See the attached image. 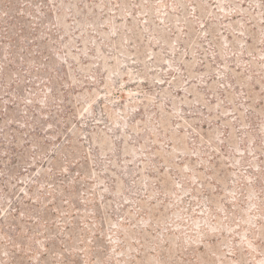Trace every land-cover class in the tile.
I'll use <instances>...</instances> for the list:
<instances>
[{
  "label": "rangeland",
  "instance_id": "1",
  "mask_svg": "<svg viewBox=\"0 0 264 264\" xmlns=\"http://www.w3.org/2000/svg\"><path fill=\"white\" fill-rule=\"evenodd\" d=\"M0 219V264H264V0H0Z\"/></svg>",
  "mask_w": 264,
  "mask_h": 264
},
{
  "label": "trees",
  "instance_id": "2",
  "mask_svg": "<svg viewBox=\"0 0 264 264\" xmlns=\"http://www.w3.org/2000/svg\"><path fill=\"white\" fill-rule=\"evenodd\" d=\"M10 148H11L12 151H14L16 149L13 145ZM16 208L17 207H15L14 209H16ZM0 225H1V231H0V233H2V231L4 230L3 227H2V219H0ZM48 246H49L48 243L47 244H44V247H46L47 249H48Z\"/></svg>",
  "mask_w": 264,
  "mask_h": 264
}]
</instances>
